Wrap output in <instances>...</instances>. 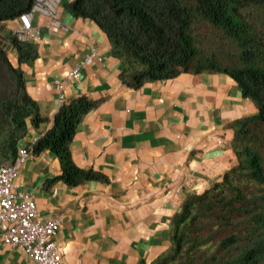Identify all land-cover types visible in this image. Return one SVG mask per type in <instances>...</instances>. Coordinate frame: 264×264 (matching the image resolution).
I'll use <instances>...</instances> for the list:
<instances>
[{"label":"crops","instance_id":"1","mask_svg":"<svg viewBox=\"0 0 264 264\" xmlns=\"http://www.w3.org/2000/svg\"><path fill=\"white\" fill-rule=\"evenodd\" d=\"M70 1L58 5L66 32L47 15L34 14L40 35L30 41L39 44V53L21 67L25 93L47 120L31 124L22 141L52 126L62 105L57 85L64 82L66 102L86 96L94 103L76 125L72 161L103 178L66 181V156L48 149L30 154L16 183L34 192L40 217H61L56 240L64 264L150 262L168 247L172 218L185 199L236 164L233 122L258 108L223 71H184L140 87L125 84L108 35L93 19L70 13ZM15 23L17 18L0 23V43L19 65L8 39ZM93 48L102 60L85 63ZM77 64L81 75L72 79L68 74ZM0 264L35 263L4 243L0 232Z\"/></svg>","mask_w":264,"mask_h":264},{"label":"trees","instance_id":"2","mask_svg":"<svg viewBox=\"0 0 264 264\" xmlns=\"http://www.w3.org/2000/svg\"><path fill=\"white\" fill-rule=\"evenodd\" d=\"M35 1L0 0V23ZM65 6L106 32L125 84L140 87L184 71H223L258 108L233 122L236 164L185 199L172 218L168 247L140 264H264V0H72ZM8 39L19 65L0 43V163L16 156L31 124L47 120L25 93L21 67L38 56L39 44L12 32ZM93 107L86 96L65 101L31 146L34 154H64L70 167L64 178L73 184L103 178L76 166L70 149L81 115Z\"/></svg>","mask_w":264,"mask_h":264},{"label":"built area","instance_id":"3","mask_svg":"<svg viewBox=\"0 0 264 264\" xmlns=\"http://www.w3.org/2000/svg\"><path fill=\"white\" fill-rule=\"evenodd\" d=\"M61 0H36L30 10L17 17V23L11 32L20 40H31L39 37L40 29L34 25L36 12L47 15L50 24L68 31L69 26L59 17L58 5ZM102 60L96 48H93L85 59L91 63ZM69 77L77 79L81 75L80 64L69 71ZM61 103L66 101V83L57 85ZM39 138L35 135L32 141H22L16 156L12 160L0 163V232L4 243L16 246L28 253L35 264H64L62 252L56 236L60 228L59 215L44 219L38 215L35 194L32 190H20L16 177L32 152L31 146Z\"/></svg>","mask_w":264,"mask_h":264}]
</instances>
